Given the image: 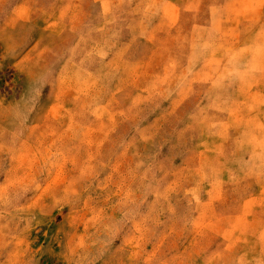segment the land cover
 Wrapping results in <instances>:
<instances>
[{"label":"rangeland","instance_id":"rangeland-1","mask_svg":"<svg viewBox=\"0 0 264 264\" xmlns=\"http://www.w3.org/2000/svg\"><path fill=\"white\" fill-rule=\"evenodd\" d=\"M0 264H264V0H0Z\"/></svg>","mask_w":264,"mask_h":264}]
</instances>
